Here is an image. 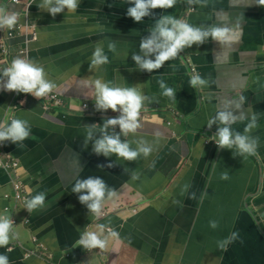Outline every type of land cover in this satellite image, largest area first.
Returning a JSON list of instances; mask_svg holds the SVG:
<instances>
[{"label": "crops", "instance_id": "crops-1", "mask_svg": "<svg viewBox=\"0 0 264 264\" xmlns=\"http://www.w3.org/2000/svg\"><path fill=\"white\" fill-rule=\"evenodd\" d=\"M27 2L7 5L0 0V8L19 14ZM40 3L34 0L30 7L37 39L27 45V56L55 83L53 92L60 96L62 108L45 113L40 101L28 94L0 89V123L10 122L14 115L30 126L24 141L2 142L17 168L0 169V215L14 221L13 232L26 242L27 250L34 249L30 239L35 237L52 259L48 263L34 256L24 262L18 250L7 248L0 254L12 264H264V216L254 218L264 215L263 6L255 0H204L193 5L177 0L174 7L154 9L135 23L126 15L131 6L127 0H80L75 12L65 9L54 17L39 9ZM161 16L195 27L228 26L238 29V38L226 49L211 39L194 43L160 69L139 71L132 54L139 53L141 39ZM109 43H115V51L109 50ZM8 45L10 55L17 54L23 40L14 37ZM97 47L109 62L90 69ZM5 67L0 58V69ZM195 73L208 80L206 87L190 85ZM96 79L110 86L136 87L149 97L140 111L150 110L147 120L140 121L135 133L121 136L133 149L139 140L152 145L148 157L123 161L96 155L91 141L82 148L86 125L118 115L111 109L97 111L94 97L85 95L83 81ZM160 81L174 89L175 100L162 94ZM228 101L240 103L239 109L230 104L228 111L244 114L231 125L233 132L243 133L250 117L256 116L258 126L250 132L258 138L255 155L234 156L211 140L218 125L209 128L207 123ZM109 162L113 167H107ZM224 173L226 180L221 179ZM134 174L137 179H132ZM88 176L103 178L115 192L114 199L121 200L106 197L99 218L72 192L76 180ZM233 190L241 194V201H213ZM41 192L42 209L29 213L23 206L13 207V201ZM6 206L8 212L3 210ZM212 220L218 222L215 229L209 226ZM100 224L105 226V249L87 252L76 244L82 232L97 231ZM110 228L119 234L112 237ZM233 232L238 238L227 250L219 249L217 242Z\"/></svg>", "mask_w": 264, "mask_h": 264}, {"label": "clouds", "instance_id": "clouds-1", "mask_svg": "<svg viewBox=\"0 0 264 264\" xmlns=\"http://www.w3.org/2000/svg\"><path fill=\"white\" fill-rule=\"evenodd\" d=\"M80 0H41L37 6L39 9L47 11L51 16L63 12H75ZM131 6L127 8L126 15L131 17L135 23H139L144 17L153 14L152 10L170 9L174 7L177 0H127ZM189 5L202 4L204 0H187ZM259 6H264V0H255ZM18 22L16 12H9L5 8H0V30H12ZM238 38V29L228 26L195 27L184 20L174 16H161L155 27L139 43V53H133L131 59L134 61L139 71L153 72L160 69L164 63L175 58L186 47L195 44H202L209 39L218 42L222 49L232 46ZM110 51H115V43H109ZM109 62L102 47H97L92 53L89 64L90 69L99 68ZM162 94L175 100L174 89L167 87L160 81ZM190 85L193 88L206 87L208 80L202 78L199 73L191 76ZM86 96L94 97V107L97 111H107L111 109L118 113L115 117L103 120L102 124L86 125V136L82 148L87 147L91 141L92 152L104 157L115 156L123 161H135L141 155L148 157L152 152V145L144 140L136 142L137 146L133 149L129 142L122 140L121 136L126 137L129 133H135L140 127V111L145 101L149 97L143 95L136 87H116L102 79L95 81H83ZM0 89L4 91H14L17 93L31 94L36 98H42L52 93L56 89L54 82L46 77L45 69L36 63L21 57L14 58L10 66L0 69ZM244 98L240 97L242 101ZM236 109L240 108V103L228 101L224 109L220 110L209 119L207 125H218L216 132L211 137L218 149H230L234 156L255 155L258 138L248 135L257 125L255 115L250 117L249 123L245 126L243 133L233 132L231 125L238 119H244L241 112L239 116L228 111L229 105ZM118 126L119 132L115 131ZM99 133L97 136L96 134ZM30 135V126L27 121L14 118L8 123H0V143L9 141L18 143L24 141ZM114 162H109L107 167H113ZM102 167V166H98ZM228 174L224 173L221 179H228ZM132 179H137L134 174ZM184 186V190L187 189ZM73 193H77L78 200L85 205L89 213L99 218L102 211V204L106 197L111 201L114 199L115 192L107 186L103 178L99 176H88L84 179H77L73 188ZM192 198H195L193 194ZM45 206V194L43 192L36 195L29 194V198L24 201V208L30 213L34 210L42 209ZM121 210V209H120ZM118 210V211H120ZM136 210H133L135 212ZM108 215V214H107ZM105 215L102 218H105ZM264 215L254 216L255 220H260ZM101 218V219H102ZM209 226L213 229L218 227L215 220L209 221ZM97 231H84L80 234L76 244L87 252L93 249H105L107 237L104 236L105 226L100 224ZM112 237L117 233L111 228L107 230ZM16 238L13 232V221L7 215H0V247H7ZM238 238V233L233 232L229 237L217 242V247L227 250L228 244ZM11 251V248H8ZM0 264H9L6 255L0 254Z\"/></svg>", "mask_w": 264, "mask_h": 264}, {"label": "built area", "instance_id": "built-area-1", "mask_svg": "<svg viewBox=\"0 0 264 264\" xmlns=\"http://www.w3.org/2000/svg\"><path fill=\"white\" fill-rule=\"evenodd\" d=\"M15 4L19 3V0H11ZM34 0H28V2L25 4L22 13L18 15V22L14 29L8 30L4 29L3 34L0 36V51L4 53L5 55L12 56V58L16 57H21L28 59V50H27V45L32 41L37 39V30L35 24L30 21L29 19V12H30V7L32 5ZM19 16L22 17V21H19ZM21 37L23 40V47L22 49H19L16 51L17 54L10 55L8 52L9 49V40L14 38V37ZM30 97H33L34 99H37L40 101L41 108L45 113H49L50 111H55L58 108H62L61 105V99L60 96L52 92L48 94L45 97L42 98H36L32 96L31 94H28ZM55 105L57 107H49L50 105ZM60 105V106H59ZM150 112V110L146 109L142 113H140L139 121H146L147 120V113ZM14 116V115H13ZM13 116L10 117V120L13 119ZM17 168V163L10 155L7 153L4 148L3 144L0 143V169H3L4 171H12ZM14 205L13 207H18V206H23L24 207V201H13ZM5 212L9 211V207H4L3 209ZM13 221V220H12ZM14 223V221H13Z\"/></svg>", "mask_w": 264, "mask_h": 264}, {"label": "water", "instance_id": "water-1", "mask_svg": "<svg viewBox=\"0 0 264 264\" xmlns=\"http://www.w3.org/2000/svg\"><path fill=\"white\" fill-rule=\"evenodd\" d=\"M5 2L7 3V5L15 4L11 0H5ZM2 8L7 9L6 7H2ZM263 10H264V6H263ZM7 11H9V10L7 9ZM9 12H11V11H9ZM21 13H22V11H21ZM21 13H19V15ZM8 52H10L9 49H8ZM182 54L183 53L181 52V55ZM0 58L6 63V67L10 66V63L13 60L12 56L5 55L1 51H0ZM105 222H106V220L103 221V224ZM115 231L120 232L117 228L115 229ZM30 243H31V247L34 248L33 250H27L26 249V247H27L26 242L23 241L19 236L16 235V238L14 239V241L12 240L10 242V244L8 245V247H0V251H2L3 248H7V249L11 248L12 251L18 250L20 252L21 260L24 262H27L31 257L36 256V257H41L42 259H44L48 263H51L52 255L43 244L38 243L35 237H31ZM9 261H10V259H9ZM10 263L12 264V261H10ZM214 264H224V263L214 261Z\"/></svg>", "mask_w": 264, "mask_h": 264}, {"label": "rangeland", "instance_id": "rangeland-1", "mask_svg": "<svg viewBox=\"0 0 264 264\" xmlns=\"http://www.w3.org/2000/svg\"><path fill=\"white\" fill-rule=\"evenodd\" d=\"M248 135L252 137H256V135L252 133ZM241 200H242L241 194L233 190V191H229L227 194H226V191H223L219 196H216L213 201H241ZM133 201H136V199ZM231 207H234V206H231ZM25 236H26L25 234L22 235L23 238H25Z\"/></svg>", "mask_w": 264, "mask_h": 264}, {"label": "flooded vegetation", "instance_id": "flooded-vegetation-1", "mask_svg": "<svg viewBox=\"0 0 264 264\" xmlns=\"http://www.w3.org/2000/svg\"><path fill=\"white\" fill-rule=\"evenodd\" d=\"M190 9V11H193L194 9L193 8H189ZM190 12H189V10L187 11V15L189 14ZM119 201H121V200H119Z\"/></svg>", "mask_w": 264, "mask_h": 264}]
</instances>
